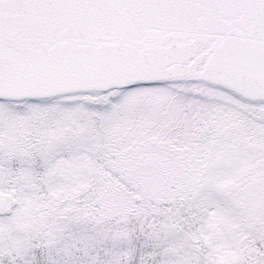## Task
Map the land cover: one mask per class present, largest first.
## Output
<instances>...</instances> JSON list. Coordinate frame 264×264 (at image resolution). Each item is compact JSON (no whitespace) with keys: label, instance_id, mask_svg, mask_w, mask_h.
I'll use <instances>...</instances> for the list:
<instances>
[{"label":"snow or ice","instance_id":"obj_1","mask_svg":"<svg viewBox=\"0 0 264 264\" xmlns=\"http://www.w3.org/2000/svg\"><path fill=\"white\" fill-rule=\"evenodd\" d=\"M0 264H264V0H0Z\"/></svg>","mask_w":264,"mask_h":264}]
</instances>
